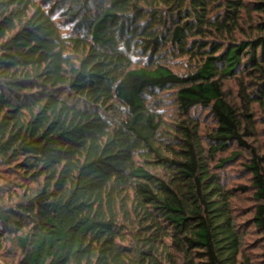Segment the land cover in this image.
<instances>
[{
	"label": "trees",
	"instance_id": "16d2710c",
	"mask_svg": "<svg viewBox=\"0 0 264 264\" xmlns=\"http://www.w3.org/2000/svg\"><path fill=\"white\" fill-rule=\"evenodd\" d=\"M258 139L264 0H0L10 264H264Z\"/></svg>",
	"mask_w": 264,
	"mask_h": 264
},
{
	"label": "rangeland",
	"instance_id": "374dc122",
	"mask_svg": "<svg viewBox=\"0 0 264 264\" xmlns=\"http://www.w3.org/2000/svg\"><path fill=\"white\" fill-rule=\"evenodd\" d=\"M180 62V61H177ZM180 64H175V62L172 63V68L174 67L176 71H180L179 69ZM159 100V107L157 109V112L160 113L165 120L170 121L173 119V116H175V110L174 106L172 104L171 97L169 95H159L158 97ZM197 115H199L200 121L202 124H210L209 120H206L204 118V113L203 112H197ZM263 142V143H261ZM256 145H258L262 150H264V139L263 141L261 139H258L256 142ZM255 145V146H256ZM238 163H234L232 165L227 166L224 168L225 172H222L221 174L224 175L225 181H226V186L227 187H232V186H237L239 184H248V177L242 174L240 171H238ZM0 185H2V181H0ZM238 196V195H237ZM248 195L245 194H240L236 199H234L233 206H236L237 208H243L241 211H248L250 208V199L248 200ZM236 211V208H235ZM240 211V210H239ZM239 220L245 221L246 217H241V215L244 212H239ZM237 212V211H236ZM250 236V235H249ZM247 237V240H253L252 244L245 243L243 247V253L246 255V257L249 259V262L251 264H260L259 260V253H260V246L258 243H254L253 237ZM249 238V239H248ZM249 240V241H250ZM12 247L8 246L6 247L7 250H10ZM5 249V250H6ZM13 252V251H12ZM5 252H2V256L0 257V264H8L14 262V259L11 257L6 256ZM5 259V260H4Z\"/></svg>",
	"mask_w": 264,
	"mask_h": 264
}]
</instances>
